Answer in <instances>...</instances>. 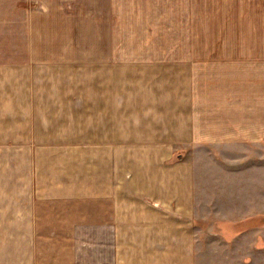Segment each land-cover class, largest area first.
<instances>
[{
  "label": "crops",
  "instance_id": "crops-1",
  "mask_svg": "<svg viewBox=\"0 0 264 264\" xmlns=\"http://www.w3.org/2000/svg\"><path fill=\"white\" fill-rule=\"evenodd\" d=\"M222 146L264 198V0H0V264H205ZM260 233L222 256L264 264Z\"/></svg>",
  "mask_w": 264,
  "mask_h": 264
},
{
  "label": "rangeland",
  "instance_id": "rangeland-1",
  "mask_svg": "<svg viewBox=\"0 0 264 264\" xmlns=\"http://www.w3.org/2000/svg\"><path fill=\"white\" fill-rule=\"evenodd\" d=\"M247 156V147L222 146L210 147V151L199 153L195 160L197 244L201 254L199 260L205 264H230L231 257L227 260L222 253L231 256L229 249L236 247V244L232 245L233 241L235 243L233 238L253 232H261L257 236H262L264 231V217L252 218L255 212L260 211L258 206L263 205L264 198L250 197ZM8 163L13 169L19 167L13 159ZM16 202L23 208L27 207L20 199ZM247 235L240 236L243 244L239 261L237 252L234 253V264L247 262V242L252 241Z\"/></svg>",
  "mask_w": 264,
  "mask_h": 264
}]
</instances>
